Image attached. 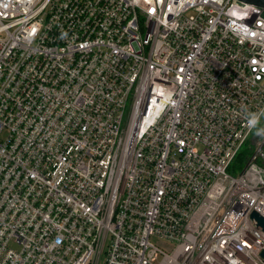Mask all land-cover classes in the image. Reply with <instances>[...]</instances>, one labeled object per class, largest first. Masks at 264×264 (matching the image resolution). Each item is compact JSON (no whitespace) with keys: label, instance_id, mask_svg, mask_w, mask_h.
<instances>
[{"label":"built area","instance_id":"2783aa9c","mask_svg":"<svg viewBox=\"0 0 264 264\" xmlns=\"http://www.w3.org/2000/svg\"><path fill=\"white\" fill-rule=\"evenodd\" d=\"M245 110L263 7L0 0V264H264Z\"/></svg>","mask_w":264,"mask_h":264},{"label":"clouds","instance_id":"9594fccd","mask_svg":"<svg viewBox=\"0 0 264 264\" xmlns=\"http://www.w3.org/2000/svg\"><path fill=\"white\" fill-rule=\"evenodd\" d=\"M246 128L258 138L264 139V110L249 111L243 113Z\"/></svg>","mask_w":264,"mask_h":264},{"label":"rangeland","instance_id":"374dc122","mask_svg":"<svg viewBox=\"0 0 264 264\" xmlns=\"http://www.w3.org/2000/svg\"><path fill=\"white\" fill-rule=\"evenodd\" d=\"M258 140V137H256L254 135V133L251 135L250 139L248 140V142L243 146V149H242V153H247V155L251 152V147L253 148V146L255 145L256 141ZM246 160H244V164H245ZM153 240L155 242H159L161 243L160 239H158L157 237H153ZM163 248H165L167 251H171L172 250V247L173 245L172 244H169L168 242L166 243H161L160 244Z\"/></svg>","mask_w":264,"mask_h":264},{"label":"water","instance_id":"95a60500","mask_svg":"<svg viewBox=\"0 0 264 264\" xmlns=\"http://www.w3.org/2000/svg\"><path fill=\"white\" fill-rule=\"evenodd\" d=\"M239 1L244 3L254 4L264 8V0H239ZM252 217L258 221V225L264 230V217L256 211L252 213ZM262 255L264 256V251L262 252Z\"/></svg>","mask_w":264,"mask_h":264},{"label":"trees","instance_id":"16d2710c","mask_svg":"<svg viewBox=\"0 0 264 264\" xmlns=\"http://www.w3.org/2000/svg\"><path fill=\"white\" fill-rule=\"evenodd\" d=\"M247 153H242L239 157H238V159H237V163H238V166H240V167H243V165H244V160H246L247 159Z\"/></svg>","mask_w":264,"mask_h":264}]
</instances>
